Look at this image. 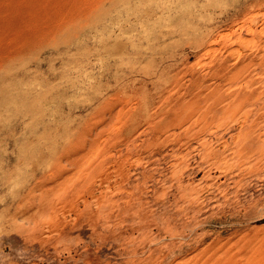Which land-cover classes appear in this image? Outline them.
<instances>
[{
  "label": "rangeland",
  "instance_id": "374dc122",
  "mask_svg": "<svg viewBox=\"0 0 264 264\" xmlns=\"http://www.w3.org/2000/svg\"><path fill=\"white\" fill-rule=\"evenodd\" d=\"M262 14L0 0V264H264V111L227 113Z\"/></svg>",
  "mask_w": 264,
  "mask_h": 264
},
{
  "label": "bare ground",
  "instance_id": "6f19581e",
  "mask_svg": "<svg viewBox=\"0 0 264 264\" xmlns=\"http://www.w3.org/2000/svg\"><path fill=\"white\" fill-rule=\"evenodd\" d=\"M262 18L264 19V14H262ZM254 25L250 24L246 26V29L253 33L254 30H252ZM264 30V29H263ZM264 32V31H263ZM264 40V39H263ZM262 41V40H261ZM243 44H245L246 48H255L256 42L251 41H245ZM240 50V49H238ZM264 51V48L262 49ZM242 51V50H241ZM251 52V51H250ZM261 53V51H260ZM257 54V55H260ZM241 56V55H240ZM260 62V60H259ZM226 63V62H225ZM249 64L244 66L241 70H239L238 75L234 76L235 86L234 90L230 94L231 96H236L233 100L234 105L230 106L227 110V113L230 115H236L237 113H241L240 116L244 120H248L249 117H251L253 114L261 113L264 111V58L261 60L260 63L255 64ZM240 64V63H239ZM223 65V64H222ZM230 68V67H229ZM246 69L248 70L249 74L245 77L243 76ZM211 71V70H210ZM225 77V76H224ZM228 77V76H227ZM260 90V91H258ZM257 92V94H256ZM256 94V95H255ZM261 96V97H260ZM216 99V98H215ZM225 100V99H224ZM223 100V101H224ZM222 101V102H223ZM225 106V105H224ZM204 107V106H203ZM208 107V106H207ZM225 111V109L223 110ZM221 112V111H220ZM226 112V111H225ZM207 116V115H206ZM226 118V117H225ZM258 118V117H257ZM237 121V120H236ZM234 121V122H236ZM243 122V120H242ZM245 122V121H244ZM243 122V123H244ZM199 123V122H198ZM261 124V123H260ZM209 126V125H208ZM262 134V133H261ZM260 134V135H261ZM257 136H260L256 133ZM255 138V137H254ZM259 138V137H258ZM249 140V139H248ZM257 138L255 139V141ZM261 140V139H260ZM263 140H261L262 142ZM254 142V141H253ZM243 143V142H242ZM262 142L261 144H263ZM260 144V142H259ZM249 147V146H248ZM263 148V145H262ZM247 149V148H246ZM257 149V148H256ZM258 150V149H257ZM256 150V151H257ZM254 151V150H253ZM260 151V150H259ZM250 152V151H249ZM246 153V152H245ZM253 153V152H252ZM255 153V152H254ZM253 153V154H254ZM264 153V151L262 152ZM250 154V153H249ZM245 155V154H244ZM248 156V155H247ZM240 157V156H239ZM259 157V156H258ZM242 159V158H241ZM262 159V158H261ZM222 160V159H221ZM219 161V159H218ZM245 161V160H244ZM257 161V160H256ZM215 163V162H214ZM243 163V162H242ZM245 163V162H244ZM247 168V167H246ZM254 170V169H253ZM243 171V170H242ZM245 171V169H244ZM241 173V171H240ZM242 174V173H241Z\"/></svg>",
  "mask_w": 264,
  "mask_h": 264
}]
</instances>
